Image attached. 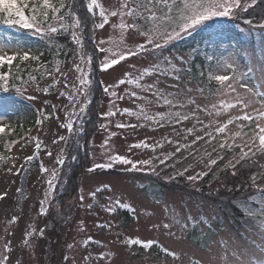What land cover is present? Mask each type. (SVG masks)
Instances as JSON below:
<instances>
[{
	"label": "rangeland",
	"instance_id": "rangeland-1",
	"mask_svg": "<svg viewBox=\"0 0 264 264\" xmlns=\"http://www.w3.org/2000/svg\"><path fill=\"white\" fill-rule=\"evenodd\" d=\"M97 2L109 12L117 10L126 13L131 9L134 14L109 15L108 23L98 28L96 25L101 23V17L99 9H94L92 13L97 19L94 26L96 47L111 48L117 53L131 49L136 55L127 56L103 70L105 58L118 59V56L99 51L101 78L108 92L98 112L99 131L90 145L92 160L88 168H94V171L81 178L80 191L74 199L65 202L64 207L54 206L59 198L55 188L62 170L56 161L58 156L65 159L78 123L86 115L85 112L80 113L79 108L83 106L86 109L89 104L88 91L86 97H78L80 103L76 105V114L71 117L75 121L72 132L61 126L67 123L71 110L68 93L73 91L65 84L76 82L78 73L73 65L81 63L79 54L85 52L83 33L75 26V17L67 23L57 19L45 25L38 23L42 32L25 29L27 31L24 34L19 32L16 40L0 31V42L11 44L8 55L17 53L19 56L28 52L36 56L43 45L49 44L53 46L52 50L61 53V44H54L53 40L60 31L71 40L75 34L82 44L81 47L73 39L74 50L68 56L58 58L50 66L36 67L20 84H9L14 95L0 97L4 102V107H0V124L6 125L4 134H13L17 138L11 145L8 163L0 167V258L8 256L6 264H192L193 260L201 264H225L220 258L225 241L229 244V257L233 249L255 247L257 252L264 249V236L258 228L264 222V196L261 194L250 195L246 201L225 203L166 187L173 181H183L182 184L192 181L195 184L197 182L188 177L201 176L213 165L210 161L226 160L227 164L235 165L242 153H255L259 149L257 124L264 127V118L259 116V111L264 109V97L253 96L248 89L264 93V28H260V24L245 23L249 21L247 18L229 21L231 16L217 17L216 23L220 18L228 20L219 21L194 34L181 33L163 48L156 49L146 42L140 31L148 28L144 19L148 15L146 8L162 15L163 5L150 4L149 0ZM122 3H127L128 8L121 9ZM241 3L243 6L244 1L241 0ZM122 19L126 24L135 23L140 31L132 28L122 31L114 27ZM251 25L253 27L249 30ZM49 27H56L58 31L50 33L47 31ZM101 41L105 43L101 44ZM140 44L145 46L144 50L137 47ZM0 54L4 53L0 51ZM209 55L214 57L211 62L207 59ZM165 58L175 65V71ZM224 61L234 63L235 73L212 74L235 75V80L231 81L235 92L220 93L217 91L219 86L215 84L217 82L208 79L216 64ZM154 63L159 65L160 71L145 75L139 81L143 87L136 83H118L122 79L134 80ZM81 67L85 68L90 78L91 64H81ZM202 73L207 81L200 76ZM160 97L167 98L172 104H165ZM237 98L250 100V106H242ZM221 101L236 106L225 112ZM213 105L216 107L213 108ZM125 109L128 111L125 112ZM110 110L115 115L106 116ZM176 112L189 118L178 121L174 115H169ZM158 113L163 114V118ZM245 114L252 119H233L224 133L216 132V128L226 124L229 118ZM153 117L155 119H150ZM38 120L41 123L38 124ZM188 129L193 131L190 133ZM60 136L65 139L59 140ZM54 140L56 143H53ZM37 142H41L38 151L35 148ZM141 143L148 147H130ZM221 144L225 146L221 147ZM177 148L180 150L177 151ZM49 152L51 156L47 154ZM117 154L134 162L149 160L151 163L138 164L136 169H132L131 165L114 162L108 169L116 171L113 176L101 174L106 168L94 167L109 163L107 156ZM29 156L34 158L28 161L26 158ZM42 166L49 172L42 171ZM53 168L58 175L54 180V190H50L47 181L51 179ZM131 172L147 173L148 179L130 177ZM103 186H110V189ZM102 187V191L96 192ZM92 192H96L95 198L90 196ZM46 193V214H40V202L45 199ZM81 195L84 196L83 202L79 199ZM117 198L130 204L132 210L116 207L115 211L109 212L107 207L112 206ZM54 215L55 223L52 224L47 217ZM13 217L17 218L15 222H12ZM189 217L195 220H189ZM165 223H170L171 228H164ZM185 224L186 227L183 226ZM153 225L159 227L153 228ZM30 226L36 229V233L28 237L31 246L23 243L25 234L32 231ZM58 226L56 233L54 229ZM41 229L43 235L39 234ZM89 237L91 241L85 245L83 242ZM127 238L156 241L151 247L157 248L153 249L163 252L167 249L168 252H175L178 258L171 255L156 258L150 252L153 250L151 247L124 244ZM69 244L73 247L69 248ZM88 257L91 259H86ZM227 264H233L231 259Z\"/></svg>",
	"mask_w": 264,
	"mask_h": 264
},
{
	"label": "snow or ice",
	"instance_id": "snow-or-ice-1",
	"mask_svg": "<svg viewBox=\"0 0 264 264\" xmlns=\"http://www.w3.org/2000/svg\"><path fill=\"white\" fill-rule=\"evenodd\" d=\"M81 3L84 2V0H80ZM150 4H161L163 5L164 11L162 15H158L156 11H153L152 8H146V11L148 12V15L144 17L145 21L148 24V28L146 31H140L137 29V25L135 23L132 24H126L123 19L121 20L119 25H115L114 27L120 28L122 31L128 28L132 29H137L140 31V35L146 38V42L148 44H152L154 48L160 49L163 48L169 41L179 37L181 33H186V34H191V32L196 31L200 26L205 25V22L211 21L214 17H230L236 15L237 10L242 9L244 11H247V7L242 8V3L241 0H149ZM64 7L63 4L60 5V7H55L53 4L50 2V0H42V3L40 4L39 8L37 6L33 5L31 8V15H26L25 14V9L29 8V4L27 2L21 3V0H0V23H3L9 27L13 26H19L22 29H35V32L40 33L43 30L38 27V16H42L44 21H47L49 17V11L53 13V16L51 17L52 19H59L63 20L62 16H57L55 14L60 12V8ZM128 8L127 3H122L121 4V9H126ZM94 9H99V16L101 17V23L97 24L96 27L98 28H103L106 23H108V16L111 15L113 17L118 16V15H128L132 16L134 14V10H128L126 13H123L121 11L117 10H112V11H107L103 5L97 2V0H90V3L87 4V11L89 13H92ZM245 23L251 24V21H245ZM80 25V18L77 17L75 20V26L79 27ZM63 27V25H61ZM260 28H264V23L259 25ZM48 32L50 33H56L58 29L56 27H49ZM73 39L76 41L77 44H81V41L73 34ZM162 41V42H158ZM120 42H123V36H121ZM101 44L105 43V41H101ZM137 47L141 50L145 49V46L143 44L137 45ZM11 48L10 43H2L0 42V51H2L4 54H0V69H3L5 65L8 67V71H2L0 70V91L2 92H8L10 90L9 88V80L10 77L12 76V65L13 61H15L18 58L17 53H13L11 55H8L7 52ZM99 51H107L109 52L113 57L118 56L117 58H112L108 59L105 58V60L102 63V68L103 70H107L111 68L113 65L118 64L120 61L126 59L127 56L130 55H136L134 51L129 49L127 52L120 51V52H113L111 48L109 49H104L100 48ZM29 53L24 52L23 55L19 56L20 60H28ZM31 59L36 60L38 57L32 56ZM79 59L81 63H74L73 67L76 73L78 75L76 76V82H73L72 84H65V87L68 89H72L73 91H70L68 93L70 105H71V110L68 115V120L67 123L62 124L61 126L66 128L69 132H72L74 123L75 121L71 118L73 115L76 114L75 109L77 103H80L78 100V97L80 96H87L88 91L90 90V85H91V80L89 78V73L85 70L84 67H81V64L84 65H90L92 62V57L88 55L86 52H81L79 54ZM167 63L171 66V68L175 71L176 67L174 64L171 63L170 60H167L165 58ZM208 61H212L214 57L212 55L207 56ZM57 71H59V68H57ZM160 71L159 65L158 64H153L150 68H145L139 76H137L134 80L133 79H128V80H120L118 83H136L137 86L143 87L142 85L139 84V81L144 78L145 75L151 74L153 72ZM230 71L231 73H235L236 68L234 66V63L229 62V61H224L223 63H217L215 68L212 69L209 73V81L215 80L217 84L219 85L217 91L220 93H225L228 91L235 92V88L233 87L231 81L235 80V75H229V74H216L213 75L212 72H228ZM251 71V69H249ZM126 76L130 77L129 73L125 74ZM179 78V77H177ZM17 80H22L21 77H16ZM31 79H35L32 77ZM149 89L152 87L151 85L148 86ZM17 92H19V89H16ZM45 92H47V89H44ZM105 92H108V87L104 88ZM248 91L252 92L253 96L260 95L264 97V93H256L251 89H248ZM115 95V93H112ZM61 95H64L62 93ZM132 95H136V93H132ZM164 99L165 104H172V101L168 100L165 97H160ZM28 99H34V97H28ZM237 102L241 104L244 107H248L251 104L250 100H245L242 98H237ZM194 103V101H193ZM182 106V105H181ZM235 104L232 103H224V101H221V108L223 111H227L229 108L235 107ZM0 107H4V102L3 100H0ZM213 108L216 107V105L212 106ZM125 112L128 111V109L124 110ZM79 112L83 113L85 112V107H80ZM143 112V109H142ZM219 114V112L217 113ZM106 116H113L115 115L114 112L111 110L105 114ZM163 118V114H157ZM169 115H174L177 120L179 121L180 119L187 120L189 117L187 115H182L179 112H176L174 114L169 113ZM259 116L261 118H264V109H261L259 111ZM47 118V117H45ZM146 119H149V117L145 116ZM150 119H155L150 118ZM233 119H243V120H251L252 117L245 114L242 117H235V118H229L227 120V123L224 124L223 126L217 127L216 132L217 133H224L228 127L229 124L233 123ZM37 123H41V121H37ZM118 127H123L124 125H117ZM6 125L0 124V133L5 132ZM257 128L259 129V132L257 134L258 140H259V151L264 152V127L260 126V124H257ZM188 132H192L193 129H188ZM79 134V133H78ZM211 135V134H209ZM238 136L239 133H236ZM201 137H197V139H200ZM59 140H64L65 137L60 136L58 138ZM53 143H56L54 140ZM255 143V141H253ZM77 144H79V141L77 140ZM107 144V142H105ZM224 144H221V147H224ZM130 147H135V148H140V147H148L147 144L141 143V144H136L132 145ZM35 148L37 151L41 148V142H37L35 145ZM180 149L177 148V151ZM251 150V149H250ZM63 151V150H61ZM49 156L52 155L51 152L47 153ZM245 156H247V153H242L241 159H243ZM34 157L29 156L26 158V160L31 161ZM2 159V158H0ZM73 160L76 159V157H72ZM107 159L110 161L109 163H100L96 164L94 167L95 168H110L112 167V163L114 162H120L126 165H131L132 169H136L138 164H144V165H149L151 161L145 160V161H132L128 159L125 156L121 155H108ZM57 164L63 165L64 164V159L60 156L57 157ZM163 163V161H161ZM211 164H215L216 161L212 160L210 161ZM234 167V166H233ZM41 170L44 172H49V169L41 167ZM89 171H94L93 169H89ZM187 171V170H185ZM183 174V173H181ZM57 170L56 168H53L50 171V177L47 181L48 187L50 190H54L55 185H54V180L57 177ZM198 177L194 176H189V180H194L197 179ZM107 187L110 189V186H103ZM102 188H97L96 192L102 191ZM19 191V190H18ZM96 192L90 193V196L95 198ZM48 199V194H45V199L40 202V214H46V209L44 207L45 200ZM80 201L83 202L84 196L81 195L79 197ZM88 207H92V205H88ZM116 207L120 208H127L132 210V206L128 203H123L121 202L120 199H115L113 202V205L110 207H107V210L109 212L115 211ZM16 217L12 218V222L16 221ZM189 220L194 221V217H189ZM175 223H179V220H175ZM170 223H165L163 225L164 228L170 229L171 228ZM183 226H187L186 224ZM32 227V231L27 232L25 234V238L23 240V243L25 245H29V240L28 237L34 235L36 233V229L34 226ZM97 227H105V225H97ZM153 228L159 227V225H153ZM258 228L260 230V233L262 236H264V222H261L258 225ZM40 235H43V229L40 230ZM91 241V237L86 239L83 243L87 245ZM124 244L128 246L132 245H139L144 248H149L151 247L156 241L153 240H148V241H143L139 238H127L123 241ZM31 246V245H29ZM69 248H72L73 245L69 244ZM228 248L229 244L227 241L223 242L222 244V249H221V254L220 258L225 261V264H227V261L231 259L233 264H264V249L257 250L255 247L252 248H239V249H233L231 252V256L229 257L228 254ZM5 249H8V245H5ZM165 252L168 253V255L173 256L174 258H178L177 254L175 252H168L167 249H165ZM103 258V255L102 257ZM86 259H91V257H88ZM8 260V256H3V258H0V264H6V261ZM192 264H201L200 261L198 260H193Z\"/></svg>",
	"mask_w": 264,
	"mask_h": 264
},
{
	"label": "trees",
	"instance_id": "trees-1",
	"mask_svg": "<svg viewBox=\"0 0 264 264\" xmlns=\"http://www.w3.org/2000/svg\"><path fill=\"white\" fill-rule=\"evenodd\" d=\"M243 7H247V11L242 9L237 10L234 20L231 18L229 21H240V19H248L252 23L262 24L264 22V0H243ZM253 1V3H251ZM27 2L29 4V8L25 9L26 15H31V8L33 5L39 8L42 0H21V3ZM50 2L55 7H60L61 4L64 7L60 8V12L55 14L57 16H62L63 20H60L64 23H67L71 20V17H79L80 25L79 28L83 33L84 38V49L85 52L88 53L92 57L91 62V85L89 90V102L90 104L86 108V115L82 117L79 121L78 126L76 128V132L74 133V137L72 142L69 145V149L67 155L64 157V164L61 165V172L59 178L57 179L56 184V192L57 195H60L55 205L57 207H64L65 202L71 201L74 199L78 191H80V182L81 178L84 175L88 174L89 162L91 160L90 156V143L94 137V134L99 128V109L102 104V99L104 95L102 81L100 80V52L96 47V43L94 41V26L97 23L96 16L93 13H89L87 11L88 0H84L83 3L80 0H50ZM53 13L49 11V19L44 21L42 16H38L39 23L45 25L46 22H53L56 19H52ZM237 18V19H236ZM68 19V21H67ZM217 18H213L211 21L205 22V25L200 26L207 27L208 25L216 22ZM221 19V18H220ZM59 20V19H57ZM228 21V22H229ZM253 26H248L250 30ZM0 31H4L6 34L10 35L14 40L15 37L19 34V32H26L18 25L9 27L3 23H0ZM54 44L60 43L62 46V51L59 53L56 50H52L53 46L43 45L40 49V52L36 54L38 59L33 60L31 57L33 55H29L28 60H20L19 57L13 62L12 65V76L10 77L9 84L16 85L20 84L21 80H17L16 77H21L22 79L27 78L28 72H33L36 67H43L47 65H52L55 63V60L58 58L62 59L65 56H68L70 51L74 50V41L69 38L68 35L63 33H57L56 37L53 38ZM188 45L183 49H187ZM2 71H8L7 65L4 66ZM204 77V76H201ZM14 90L10 89L8 92L0 91V96L5 98V96L14 95L12 93ZM79 133V134H78ZM16 137L13 134H4L0 133V167H4L8 163V155L11 150V145L16 141ZM77 140L79 144H77ZM72 157H76L75 160ZM260 166L250 168L244 167L236 176L230 175V173L225 169L221 170L220 167L222 164L216 161V163L206 172H203V176L198 178L197 185H169L167 186L169 189L177 192H186L191 195H197L202 197L203 199L207 198L212 202H225L229 203L230 201L233 203H237V201H246L248 196L250 195H258L264 194V191L260 188L264 189V152L260 153ZM243 165V164H241ZM114 173V171H110ZM255 175V176H253ZM193 188H197L202 190V193L196 192L192 190ZM56 215L52 216V218H48L47 220L50 223L54 224ZM59 226L54 229V232L58 230ZM156 255L153 253L154 257H162L164 255H168L167 252H163L160 249L156 250Z\"/></svg>",
	"mask_w": 264,
	"mask_h": 264
}]
</instances>
